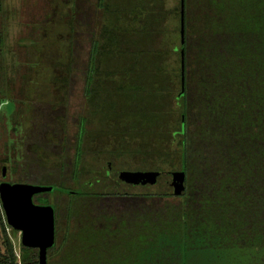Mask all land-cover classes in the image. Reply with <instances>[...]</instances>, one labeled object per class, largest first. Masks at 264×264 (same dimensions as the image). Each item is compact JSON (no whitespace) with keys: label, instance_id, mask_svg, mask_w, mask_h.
<instances>
[{"label":"trees","instance_id":"trees-1","mask_svg":"<svg viewBox=\"0 0 264 264\" xmlns=\"http://www.w3.org/2000/svg\"><path fill=\"white\" fill-rule=\"evenodd\" d=\"M97 6L104 12L99 32L85 15L69 22L75 40L67 63L56 65L59 104L33 105L25 157L12 161L17 179L31 184L42 177L61 193L66 218L75 223L69 242L86 236L80 247L68 244L63 262L88 250L103 260L97 264H264V0H185L183 45L179 0ZM77 29L90 47L81 68ZM181 49L185 91L177 98ZM80 73L87 112L72 118L67 103ZM106 119L123 122V132L145 143L103 155L95 170L94 149L103 147H91L86 126ZM125 150L143 164L166 166L169 175L157 186L172 188L138 190L132 184L144 176L137 172L114 183L113 159ZM68 179L78 189L65 186ZM6 228L0 204V264H38L35 249L20 244L15 255Z\"/></svg>","mask_w":264,"mask_h":264},{"label":"rangeland","instance_id":"rangeland-1","mask_svg":"<svg viewBox=\"0 0 264 264\" xmlns=\"http://www.w3.org/2000/svg\"><path fill=\"white\" fill-rule=\"evenodd\" d=\"M108 1L112 5L120 7L129 2V0ZM81 15H85V21L96 27V33L99 32L104 12L97 6V0H0V183L4 181L10 184L18 183L16 181L30 183L25 180L26 178H16L17 176L12 173V161L22 162L25 157L24 146L31 134L33 105L40 104L42 107L47 104H59V100H57L59 86L54 82V79L59 76L60 70L56 65L67 63L70 42L75 40L69 22L74 17ZM79 31L77 29L76 40L79 41L75 46V53L78 63L76 65L81 68L88 60L90 47L86 34ZM121 63H123L121 60L116 62L117 66ZM77 76V83L67 103V112L72 118L87 112L81 73ZM72 118L68 119V137L71 144L77 131ZM106 121L108 124L104 121H95L86 126L93 145L91 147L97 148V145L103 147L98 150L94 149L95 155L91 159V166L95 170L105 163L102 159L103 155L111 154L116 157L126 148L137 150L145 143L143 136L123 132L126 129L123 122H111V119H106ZM111 125L113 127H110ZM122 136L130 137L129 141H122L120 139ZM89 139H85L83 143L87 149L90 148ZM140 158L141 155L134 154L131 159L125 150L123 157L113 159L112 171L143 174L148 171L166 172V166L163 164H143L142 161H139ZM109 161H106V164H109ZM4 167L6 168V177L2 178V168ZM31 184L48 186L51 183L41 177L33 180ZM65 186L78 189V186L73 185L69 179L65 182ZM132 186L138 190H143L145 187H159L158 190L169 191L172 188L166 185L161 187L146 186L134 182ZM45 201L53 206L56 204L59 209L58 213L56 212L58 217H55L56 243L53 250L47 254V263L52 264L51 262L58 256L55 264H65L63 256H65L68 244L72 243L80 247L84 244L86 236L77 235L75 238L72 237L73 239L69 242L68 231L74 230L75 223L66 218L65 202H63L65 200L59 191L35 199V202L38 203ZM2 214L4 216L3 211ZM5 230L12 243L14 253L18 257L20 233L10 228ZM101 246L109 248V244L103 238ZM104 251H108V249ZM0 252H2V248H0ZM89 255L88 250H79L78 255L71 259V264H87L90 260H93L95 264L103 262L102 259L98 260L96 257L94 259L91 255L89 258Z\"/></svg>","mask_w":264,"mask_h":264},{"label":"water","instance_id":"water-1","mask_svg":"<svg viewBox=\"0 0 264 264\" xmlns=\"http://www.w3.org/2000/svg\"><path fill=\"white\" fill-rule=\"evenodd\" d=\"M179 37L183 45L185 38V0H179ZM185 91V57L184 50H180V93ZM167 172L148 171L143 174L141 183L146 186H157L167 177ZM6 177V168H2V178ZM126 181L137 177L134 172H118L113 175V182L117 178ZM53 187L38 186L26 183H0V204L7 226L20 233V244L28 249L38 251V264H47V251L55 244V216L50 205L40 206L33 202V198L40 194L51 193Z\"/></svg>","mask_w":264,"mask_h":264},{"label":"flooded vegetation","instance_id":"flooded-vegetation-1","mask_svg":"<svg viewBox=\"0 0 264 264\" xmlns=\"http://www.w3.org/2000/svg\"><path fill=\"white\" fill-rule=\"evenodd\" d=\"M114 174V173H113ZM34 204H36V205H40V206H46L45 204H40V203H38V202H34ZM51 206V205H50ZM55 230H56V225H55ZM17 232V231H16ZM19 233V232H18ZM55 243H56V232H55ZM54 246H55V244H54ZM54 246L51 248V249H53L54 248ZM37 251V250H36ZM37 253H38V251H37Z\"/></svg>","mask_w":264,"mask_h":264}]
</instances>
